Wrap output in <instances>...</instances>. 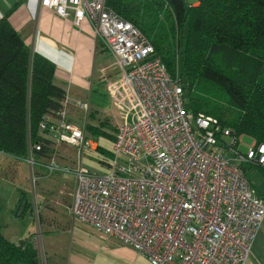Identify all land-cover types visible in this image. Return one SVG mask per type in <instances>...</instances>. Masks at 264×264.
I'll return each instance as SVG.
<instances>
[{"label":"built area","instance_id":"obj_1","mask_svg":"<svg viewBox=\"0 0 264 264\" xmlns=\"http://www.w3.org/2000/svg\"><path fill=\"white\" fill-rule=\"evenodd\" d=\"M40 4L75 26L89 21L114 69L104 75L115 129L106 171L83 166V153L96 144L62 110L39 124L41 134L76 148L75 165L61 168L75 179L72 217L150 264H248L264 197L246 171L264 166V142H245L217 118L192 114L178 72L171 76L147 36L106 0ZM44 167L58 169L53 159Z\"/></svg>","mask_w":264,"mask_h":264},{"label":"trees","instance_id":"obj_2","mask_svg":"<svg viewBox=\"0 0 264 264\" xmlns=\"http://www.w3.org/2000/svg\"><path fill=\"white\" fill-rule=\"evenodd\" d=\"M147 36L167 72L181 79L186 106L256 142H264V0H106ZM54 64L32 53L0 18V154L23 161L48 156L51 141L39 132L58 116L65 97L53 83ZM106 122L89 124L94 137H109ZM39 143L38 150L33 148ZM102 153L109 155L102 148ZM264 168V166L262 167ZM259 170L264 174L263 169ZM28 203H26L25 209ZM0 264H40L28 238L1 232Z\"/></svg>","mask_w":264,"mask_h":264},{"label":"crops","instance_id":"obj_3","mask_svg":"<svg viewBox=\"0 0 264 264\" xmlns=\"http://www.w3.org/2000/svg\"><path fill=\"white\" fill-rule=\"evenodd\" d=\"M6 13L31 52L54 64L53 83L65 92L61 110L70 123L78 125L72 119L77 115L71 107L82 109L79 103L87 104V109H82L85 113L102 110L96 96L102 86L108 101L106 111L110 110L104 81L107 54L89 21L75 26L70 18L60 17L52 9L41 6L40 0H0V18ZM47 119L55 117L48 115ZM261 181L264 184L263 173ZM251 182L264 197V192L256 188L252 179ZM39 223L40 228L24 238L36 249L40 264H150L117 239L100 236L86 222H50L43 218ZM249 256L264 264V220Z\"/></svg>","mask_w":264,"mask_h":264},{"label":"rangeland","instance_id":"obj_4","mask_svg":"<svg viewBox=\"0 0 264 264\" xmlns=\"http://www.w3.org/2000/svg\"><path fill=\"white\" fill-rule=\"evenodd\" d=\"M186 1L194 4L198 0ZM104 61V66L108 68L105 73L109 77L114 70L111 67L112 59L106 55ZM96 96L99 99V103L103 106L102 110L99 109L92 112L88 110L85 113L84 110L77 109L75 105L76 108H71L77 116L75 118L72 117V119L82 127L89 124L99 125L103 121L106 122L104 130L108 132L109 137L100 136L96 138L85 129L87 138H91L95 142L96 149L93 151L86 150L81 159L83 166L103 172L106 171V160H108L109 155L102 153L97 147L108 152L113 141L115 129L112 121L106 116L108 101L103 93V86ZM42 136L51 141V152L48 156L40 157L34 163L29 162L28 159L18 161L0 154V226L2 234L8 240L24 239L29 232L35 233L40 228L39 222L43 218L50 222L60 220L83 223V221L72 218L69 211L72 200L71 193L75 184L74 175L71 171L61 170L63 166L72 167L75 165L77 159L76 148L57 142L45 133ZM244 141L249 142L250 139L245 138ZM50 159H53L58 166V169L52 174H48L44 167V163ZM246 173L250 180L252 179L256 184V188L264 192V184L261 183L262 172L256 167H250ZM22 196H25L28 206L20 216H14V210ZM247 263L255 264L258 262L249 256Z\"/></svg>","mask_w":264,"mask_h":264},{"label":"water","instance_id":"obj_5","mask_svg":"<svg viewBox=\"0 0 264 264\" xmlns=\"http://www.w3.org/2000/svg\"><path fill=\"white\" fill-rule=\"evenodd\" d=\"M25 206H26V198L25 196H22L14 210V216H20L23 213Z\"/></svg>","mask_w":264,"mask_h":264}]
</instances>
